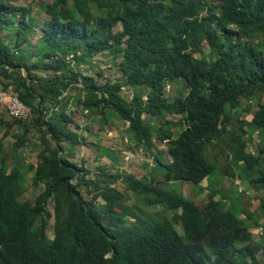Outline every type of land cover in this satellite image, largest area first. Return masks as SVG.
Masks as SVG:
<instances>
[{"label": "trees", "instance_id": "obj_1", "mask_svg": "<svg viewBox=\"0 0 264 264\" xmlns=\"http://www.w3.org/2000/svg\"><path fill=\"white\" fill-rule=\"evenodd\" d=\"M22 1L0 0L3 88L13 85L30 109L26 120L0 118V239L27 248L26 264H264V222L260 241L251 240L222 200L227 192L210 186L199 207L174 189L175 181L200 191L205 177L237 178L261 192L254 198L264 216V0ZM203 43L207 60L193 56ZM98 54L120 58L122 82L84 72ZM177 79L185 92L171 99L166 87ZM124 85L142 89L129 99ZM71 88L77 93L65 94ZM242 110L250 120L234 123ZM117 118L148 156L166 141V151L151 153L161 180L93 172L67 156L84 144L80 131ZM248 132L258 134L255 148ZM7 135L13 151L36 142L35 161L8 170ZM26 175L40 187L33 200L21 199ZM247 214L246 227L258 225Z\"/></svg>", "mask_w": 264, "mask_h": 264}, {"label": "rangeland", "instance_id": "obj_2", "mask_svg": "<svg viewBox=\"0 0 264 264\" xmlns=\"http://www.w3.org/2000/svg\"><path fill=\"white\" fill-rule=\"evenodd\" d=\"M22 0H15L16 3L21 2ZM23 2V1H22ZM21 2V3H22ZM114 30H120V24H117L114 27ZM206 48V45H204ZM206 54V53H205ZM194 56H198V54H193ZM204 56V55H202ZM207 59V58H206ZM120 58H111L104 56L103 54L94 55V57L90 60L89 64L83 65L82 68L84 69L85 73L93 75L97 78V82L102 84L106 79H110L111 82L115 80H119L122 82L120 76L121 73L118 68V62ZM210 61V60H208ZM97 71H101V75H97ZM24 73V71H23ZM3 83H7L0 76V89L3 88ZM166 87L167 93H172L169 96L171 99L175 95H180L185 92L184 81L182 79H177L176 81L172 82ZM142 87L140 86H126L123 87V96L126 98H131L134 92L141 91ZM70 93L74 94L77 93L75 88H71L69 91H66L65 94ZM264 98V95L262 96ZM252 107L255 104V100H251ZM245 104H243L244 106ZM241 106V108L243 107ZM0 118L2 120H10L11 118L7 114V112L0 106ZM73 118L75 120H81L82 123H87L88 119L85 117L80 118L77 112H73ZM251 116L245 115L243 110L239 114L237 118L234 119V123L239 122L240 120H250ZM142 119L145 123L149 122V119L146 115H142ZM109 121H112V117H109ZM154 122V121H153ZM6 126L0 125V135L4 132ZM101 128V129H100ZM98 125H92L90 128L89 134H86L83 131L80 133L84 136L85 141L84 144L75 145L73 149L67 150V156H71L70 159L75 161L78 164H83L90 168L93 172H98L103 170V172H108L109 174H120L123 175L125 173L133 174L136 178H146L151 179L154 178L155 181H159L162 179V168L158 167L159 164L152 158L151 153H156L159 149L165 150L166 145L164 142L157 143V146L154 147L150 151V155H146L143 146H138L135 144L133 138L128 137V122L120 121L119 118L114 119L112 124H106L104 127H100ZM245 139L250 143V147H254L259 140L258 134L256 132H248V136H245ZM13 138L7 135L3 139V145L5 152H8L14 156L13 160L10 165L8 166V170L12 165H25L28 162H34L36 159V147L33 140L27 144L25 147L18 148L13 151L12 143ZM255 148V147H254ZM166 151V150H165ZM254 152L256 150H253ZM214 151H209V155L215 153ZM164 161H169L170 157L167 153L161 156ZM30 176V173H28ZM212 178L208 180H203L201 182V187L204 189L201 192L195 194L196 187H193L191 183L187 181H183L184 183H179L182 181H175L176 190L181 192L184 196L192 199L195 203L202 207L204 203L207 201L205 195L209 192L207 189L208 187L212 186L215 190H221L227 192L228 195L224 198V201H230L232 204L236 206L241 205L246 211L254 210L256 213L258 211V199L251 197V194L258 196L261 192H252L250 189L245 188L243 183H240V180H233L226 175H211ZM24 181V192L21 195V199H28L33 200L34 197L39 193V188L33 186L30 182L29 177L23 178ZM207 183V187H206ZM235 184L237 186L235 187ZM122 190H124V186H119ZM243 188L249 191L247 194ZM238 191H242L243 193H238ZM41 192V191H40ZM86 194V193H84ZM216 197H222L219 193H216ZM85 198H88L85 195ZM229 204V203H228ZM50 207V205H49ZM178 212V211H177ZM168 216L172 214L171 210L165 211ZM243 217V215H241ZM52 220H47V231L50 232L51 230ZM179 229V228H178ZM254 238L257 236L252 232Z\"/></svg>", "mask_w": 264, "mask_h": 264}, {"label": "clouds", "instance_id": "obj_3", "mask_svg": "<svg viewBox=\"0 0 264 264\" xmlns=\"http://www.w3.org/2000/svg\"><path fill=\"white\" fill-rule=\"evenodd\" d=\"M204 45H206V48H204ZM202 47H203V50H204L203 51L204 54L196 53V54H198L197 57H200V56L204 55V57L208 59L209 57H208V46H207V44L203 43ZM163 142L166 145V141H163ZM168 156H169V154H168ZM165 162H168V161H165ZM209 178H212V177L210 176ZM209 178H206V177L203 178L197 184V186L201 187V182L203 180H208ZM234 180H239V179L236 178ZM189 183H191V182H189ZM240 183H241V181H240ZM192 186L195 187L193 184H192ZM207 186L208 185L206 183V187ZM236 186H237V184H235V187ZM201 188L202 189L200 191H198L199 189H196L195 194H197L198 192H201L204 189L203 187H201ZM245 188H243V190L247 194H249V191L246 190ZM207 189L209 190L210 188L208 187ZM238 193H243V192L242 191H238ZM207 194L205 195V197L207 196ZM251 197H254V194H251ZM185 198H188V197L185 196ZM188 199H190V198H188ZM219 199L220 198H217L216 194H214V201L219 200ZM190 200H192V199H190ZM222 200L224 201V199H222ZM232 210H233V213H234L233 216L237 220L241 221L244 224V226H245L244 233H246L250 237L251 240H254V241H258L259 240L260 241V238H261L262 233H263V227H262V225H259V224H261V223L263 224V222H264V216L262 215V213L259 210L257 211V213L254 210L246 211L241 205L236 206L235 204H233ZM171 211L173 212V210H171ZM176 211H180V208H178ZM247 212H253L254 213V215H255L254 217L258 218V225H251L249 227H246L244 221H247V219H248ZM241 215H243V217ZM176 226H177V228H179L178 224ZM178 230H179V232H181L180 229H178ZM252 232L257 236L256 238L253 237ZM30 257H31L30 251L27 248L21 246L13 237L7 236V237H3V238L0 239V264H8L10 261H13V263H15V264H26L27 261L30 259Z\"/></svg>", "mask_w": 264, "mask_h": 264}, {"label": "built area", "instance_id": "obj_4", "mask_svg": "<svg viewBox=\"0 0 264 264\" xmlns=\"http://www.w3.org/2000/svg\"><path fill=\"white\" fill-rule=\"evenodd\" d=\"M0 106L10 118L26 120L30 115L29 107L18 99L13 85L10 83L0 89Z\"/></svg>", "mask_w": 264, "mask_h": 264}, {"label": "water", "instance_id": "obj_5", "mask_svg": "<svg viewBox=\"0 0 264 264\" xmlns=\"http://www.w3.org/2000/svg\"><path fill=\"white\" fill-rule=\"evenodd\" d=\"M206 145H207V142H204V144H203V149L206 148Z\"/></svg>", "mask_w": 264, "mask_h": 264}, {"label": "bare ground", "instance_id": "obj_6", "mask_svg": "<svg viewBox=\"0 0 264 264\" xmlns=\"http://www.w3.org/2000/svg\"><path fill=\"white\" fill-rule=\"evenodd\" d=\"M178 213H180V211H178Z\"/></svg>", "mask_w": 264, "mask_h": 264}]
</instances>
